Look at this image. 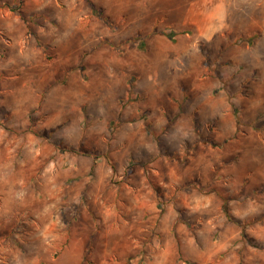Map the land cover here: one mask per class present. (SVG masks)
Segmentation results:
<instances>
[{
  "label": "clouds",
  "instance_id": "1",
  "mask_svg": "<svg viewBox=\"0 0 264 264\" xmlns=\"http://www.w3.org/2000/svg\"><path fill=\"white\" fill-rule=\"evenodd\" d=\"M217 252L264 264V0H0V264Z\"/></svg>",
  "mask_w": 264,
  "mask_h": 264
},
{
  "label": "rangeland",
  "instance_id": "2",
  "mask_svg": "<svg viewBox=\"0 0 264 264\" xmlns=\"http://www.w3.org/2000/svg\"><path fill=\"white\" fill-rule=\"evenodd\" d=\"M227 259V256L223 252H217L216 255L212 256L209 260L208 264H217L219 261V264H223V261Z\"/></svg>",
  "mask_w": 264,
  "mask_h": 264
}]
</instances>
